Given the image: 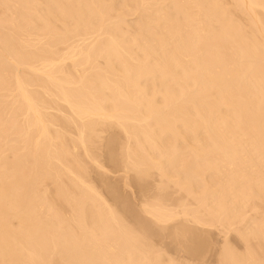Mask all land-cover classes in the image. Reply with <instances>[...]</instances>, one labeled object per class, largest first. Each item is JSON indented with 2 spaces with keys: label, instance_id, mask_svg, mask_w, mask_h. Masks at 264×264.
<instances>
[{
  "label": "bare ground",
  "instance_id": "obj_1",
  "mask_svg": "<svg viewBox=\"0 0 264 264\" xmlns=\"http://www.w3.org/2000/svg\"><path fill=\"white\" fill-rule=\"evenodd\" d=\"M212 231L264 264V0H0V264H175L154 237Z\"/></svg>",
  "mask_w": 264,
  "mask_h": 264
},
{
  "label": "rangeland",
  "instance_id": "obj_2",
  "mask_svg": "<svg viewBox=\"0 0 264 264\" xmlns=\"http://www.w3.org/2000/svg\"><path fill=\"white\" fill-rule=\"evenodd\" d=\"M129 20H132V18L131 17H129ZM111 172H109V174H110ZM114 173V172H113ZM111 173L110 175H111V177H113L114 178V175L116 174V173ZM113 174V175H112ZM120 174H121V172H118V175L120 176ZM116 177H117V174H116ZM91 178H94L92 175H91ZM94 179H95V181H94ZM93 179V181L92 182H94L95 184H98V183H96V178H94ZM131 185V184H130ZM131 192H130V189L129 190H127L126 191V193H127V200L130 202L131 201V203H132V205L133 204H135V205H137V203L139 202L138 201V199L139 200H141V198L139 197V196H141V195H138L137 194V191L138 190H136L137 188L134 186V185H131ZM134 187V188H133ZM130 188V187H129ZM136 188V189H135ZM133 189V190H132ZM134 190H135V193H134ZM131 193V196L129 195L130 193ZM137 195V196H136ZM128 197H131L130 199L128 198ZM139 197V198H138ZM133 198V199H132ZM136 198H138V199H136ZM107 200H108V198H107ZM133 200H135V203H133L134 201ZM138 201V202H137ZM214 232H216V231H212V232H210L211 234H210V236H209V234H208V239H209V242L207 243V245H208V247L207 248H205V250H207L206 251V253H205V255H204V252H203V254H202V256L200 257V259H195V258H191L190 256H188V255H186V254H184V253H181L180 251H178L177 249H173L174 247L172 246L171 247V245L170 244H168L169 243V241H168V239L166 238V237H164V236H162V237H164L163 238V240L165 239V240H167V245L166 246H164V245H162L163 243H166V241L164 240L163 241V243H160V242H162V237H159V239H161V240H159V239H157V237H154L153 238V244H154V246L156 247V246H158L157 248L158 249H160V247H161V249L163 250H166V251H164L163 250V252H165V254L166 255H168L169 256V258L170 259H172L173 261H174V263L175 264H216V260H217V256H218V254L217 253H219L218 251H220V249H221V247L223 246V244H224V240H225V238H224V236H223V234H222V236H220L219 234L220 233H218V232H216V233H214ZM210 238L212 239V241L210 240ZM224 238V239H223ZM207 239V240H208ZM227 239L228 240H226V241H228L227 242V244H229L233 249H237L238 251L239 250H242L241 249V245L238 243L237 244V242L234 240V238L233 237H231V236H227ZM222 242H223V244H222ZM156 243V244H155ZM159 243V244H158ZM212 243V244H211ZM210 244H211V246L212 247H210ZM168 245H170V247H171V249H173V251L172 250H168V249H170V247L168 246ZM221 246V247H220ZM164 247V248H163ZM166 247H169V248H166ZM210 247V248H209ZM166 248V249H165ZM204 250V251H205ZM170 251H172V252H170ZM236 251V250H235ZM180 252V253H179ZM240 252V251H239ZM176 253H178V254H176ZM217 254V256H215ZM184 256V257H183ZM205 256V257H204ZM203 257V258H202ZM216 257V258H215ZM190 258V259H189ZM175 259V260H174ZM204 259V260H203ZM177 260V261H176ZM192 260V261H191ZM195 261V262H194ZM187 262V263H186ZM215 262V263H214Z\"/></svg>",
  "mask_w": 264,
  "mask_h": 264
}]
</instances>
